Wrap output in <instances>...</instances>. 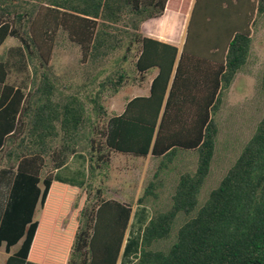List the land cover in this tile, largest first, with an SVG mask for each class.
I'll list each match as a JSON object with an SVG mask.
<instances>
[{
  "label": "trees",
  "instance_id": "1",
  "mask_svg": "<svg viewBox=\"0 0 264 264\" xmlns=\"http://www.w3.org/2000/svg\"><path fill=\"white\" fill-rule=\"evenodd\" d=\"M168 1L0 0V48L9 38L18 42L0 56V247L9 252L20 242L6 264H63L30 259L34 214L47 203L53 173L80 152L87 153L89 178L111 154L159 161L137 205L158 199L161 171L180 155H196L195 169L178 175L166 207L154 210L140 238L126 243L131 264H264V112L234 163L200 201L219 134L215 116L247 63L250 18L264 16V0H249L244 22L194 52L189 30L181 50L153 38L179 39L180 23L170 33L156 22ZM60 36L78 49L84 76L63 89L50 65ZM153 70L149 95L107 118L104 95L141 85ZM258 86L264 92V71ZM101 193L95 189L81 214L83 227L67 241L68 264H117L132 207ZM63 195L70 206L77 193Z\"/></svg>",
  "mask_w": 264,
  "mask_h": 264
},
{
  "label": "rangeland",
  "instance_id": "2",
  "mask_svg": "<svg viewBox=\"0 0 264 264\" xmlns=\"http://www.w3.org/2000/svg\"><path fill=\"white\" fill-rule=\"evenodd\" d=\"M179 2V1H178ZM177 2V3H178ZM188 9L187 25L180 32L178 48L182 49L187 31L189 30L188 49L194 52L197 47L205 48L216 41V33H223L244 22L249 16V0H185ZM251 25V49L247 63L241 73H238L230 87L223 93L220 111L215 116L219 126V134L216 142L214 158L211 164L210 174L200 192V201L210 190L215 188L240 154L245 143L250 139L264 112V92L259 89L258 80L264 71V16L252 15ZM203 36L198 39L196 34ZM217 35V34H216ZM18 42L9 38L0 48V56L9 48L15 47ZM54 75L60 81V88L69 85H78L83 79V73L79 65V51L71 45L63 36L59 37L58 44L50 61ZM113 61L110 60L106 67L111 69ZM130 69V65H125ZM129 71V70H128ZM130 72V71H129ZM150 74L141 84H127L120 89V96L113 98L109 93L103 97V106L106 117L118 115L123 107L121 99L128 94H144L150 82ZM64 91V90H62ZM87 114L92 120L96 117L92 113L91 105L85 99V93H81ZM116 103L115 105L113 104ZM85 155L87 156L86 152ZM159 161L151 157L135 159L130 156L111 154L110 163L100 172L99 179L102 183L97 186V177L89 178L87 186L82 192L83 198L93 201L95 189L100 188L101 197L104 199L124 200L136 206L137 199L142 195L144 188L153 179ZM196 155L187 153L180 155L178 159L159 174L162 188L157 191L158 199L150 200L142 206L146 207L149 214L156 209H163L168 203L169 196L178 175L182 172H191L195 169ZM74 163L62 169L58 176L67 178L69 182L80 186V176L74 173ZM66 196L52 195L50 204L45 210V218L41 224L40 236L37 239L31 254L33 261H45L58 257L65 240L59 235L57 227H53L51 218L65 211L64 201ZM79 200V197L76 198ZM39 208L35 213V220L39 221ZM63 223H67L63 221ZM66 239V241H68ZM18 246L14 247L17 250ZM51 253L49 255L48 253Z\"/></svg>",
  "mask_w": 264,
  "mask_h": 264
},
{
  "label": "crops",
  "instance_id": "3",
  "mask_svg": "<svg viewBox=\"0 0 264 264\" xmlns=\"http://www.w3.org/2000/svg\"><path fill=\"white\" fill-rule=\"evenodd\" d=\"M180 0H169L166 6V10L164 12V15L159 18L158 20H156V22H158V24L162 25L165 27V30L167 32L172 33L173 31L177 30V26L181 25L180 30L182 31L184 26L187 25V20H188V9L186 8L185 11H183L182 6L179 4L180 2H178ZM178 2V3H177ZM180 16H183L182 19H179ZM156 40H159L161 42H165V43H169L172 44L174 46H178V42L179 39L176 42H170L168 40H166L165 38L162 37H153ZM9 40V39H7ZM6 40V41H7ZM5 41V43H6ZM4 43V44H5ZM3 44V45H4ZM150 76V82L147 88V92L144 94H126L124 95L121 99H123L124 104L123 107L120 110V113L118 115H120L123 111L124 108L127 104V102L135 97H147L149 95V88H150V84L152 79L156 76L157 74V70H153L150 73H148V75ZM120 96V92H118L117 94L113 95V98H115L116 96ZM113 104L115 105L116 103L113 102ZM117 116V115H115ZM125 156V155H123ZM150 157V156H148ZM147 157V158H148ZM133 158V157H132ZM135 159H141V158H135ZM74 163L76 165V168L74 169V173L80 176V186H76V184L69 182L67 178L64 177H59L58 174L62 169H65L66 167L70 166V164ZM96 177H97V186H101L102 183L100 182L99 179V175L100 172L96 173ZM88 160H87V156L85 155V153L80 152V153H76L74 154L68 161V163L60 168L59 170H56L53 173V180H52V185H51V191H50V195L48 197L47 203L45 204L44 207H41L40 204L37 205L36 210L39 208L40 210V217H39V221L35 220V214H34V221L38 222V228L30 249V257L31 254L34 250L35 244L37 242L38 237L40 236V231H41V224H43V220L45 218V210L47 209V207L50 204V199L52 197V195L56 194L57 196H62L64 193H69V192H76L77 193V197H79V200H76V198L74 200H72L70 206L68 205V200L66 199L63 203H64V208L65 211L63 212V214L58 213V215H55L51 218V220L53 221V227H57L58 229V233L59 235H61L62 237H64L65 243L63 245V247L61 248L60 254H57L58 257L56 258H48L45 261H36L39 263H45V262H55V263H63V264H68L69 261V253H70V245H68L69 243H67L66 239H72L73 235L75 233H77L84 225L83 220L81 218V214L84 213V211L89 208L90 204L93 203V201L88 200V199H84L82 192L84 191V186H87L88 184ZM99 188V187H98ZM106 200H114L120 203H124V204H129L132 207V214H131V218L128 224V228L126 230L125 236H124V242L122 245V248L120 250V255L117 261V264H131L132 262V254L131 253H127L124 254V248L126 243L132 240H137L140 238L143 227L145 226L146 222L150 219L151 214L148 213V211L146 210V207L142 206V205H137L133 206L132 204L124 201V200H119L116 198L113 199H106ZM70 207V210L68 212H66V210ZM36 213V211H35ZM72 214L76 215V217L72 220L70 219ZM67 223H63V221H66ZM20 246V242L16 245ZM14 246V247H16ZM12 247L10 249L9 252L6 251L5 246L2 245L0 247V264H6V261L8 260V258L15 253L17 250H14ZM49 255H51V253H48ZM31 259V258H30Z\"/></svg>",
  "mask_w": 264,
  "mask_h": 264
}]
</instances>
